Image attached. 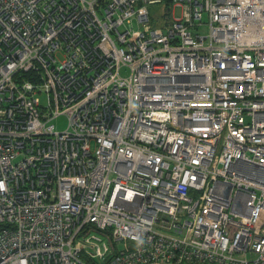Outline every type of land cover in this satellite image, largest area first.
Listing matches in <instances>:
<instances>
[{
  "label": "built area",
  "instance_id": "obj_1",
  "mask_svg": "<svg viewBox=\"0 0 264 264\" xmlns=\"http://www.w3.org/2000/svg\"><path fill=\"white\" fill-rule=\"evenodd\" d=\"M0 264H264V0H0Z\"/></svg>",
  "mask_w": 264,
  "mask_h": 264
},
{
  "label": "rangeland",
  "instance_id": "obj_2",
  "mask_svg": "<svg viewBox=\"0 0 264 264\" xmlns=\"http://www.w3.org/2000/svg\"><path fill=\"white\" fill-rule=\"evenodd\" d=\"M149 11L151 12V21L149 24L152 27L160 26L164 23V20H169L172 18V10H174V16H179L181 14V9L178 7L172 8V3H155L148 6ZM135 26L138 27V24L134 21ZM58 58L61 60L63 56L59 54ZM56 124L58 130H63L67 127L68 120L65 115H60L56 117L53 121ZM120 248H124L123 243H119Z\"/></svg>",
  "mask_w": 264,
  "mask_h": 264
}]
</instances>
